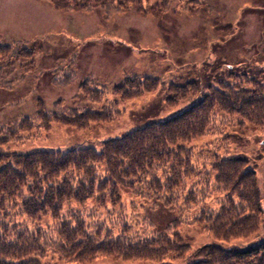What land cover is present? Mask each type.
Here are the masks:
<instances>
[{"label": "rangeland", "instance_id": "374dc122", "mask_svg": "<svg viewBox=\"0 0 264 264\" xmlns=\"http://www.w3.org/2000/svg\"><path fill=\"white\" fill-rule=\"evenodd\" d=\"M158 5L162 6L159 11ZM0 42L28 51L22 56H0L3 127L17 125L26 117L33 121L39 103L47 110L59 103L56 111L64 117H70V110L101 112L103 107L113 108L120 96L112 94V87L126 77L152 75L165 82L160 91L120 102L119 115L112 122H94L87 129L53 122L49 129L34 127L29 133L20 132L21 140L8 145L15 153L87 147L101 151L107 139L184 111L208 93L209 86L246 93L264 86V0H0ZM171 83L200 89L198 93L189 90L182 99L176 91L168 94ZM85 84L104 91L105 102L94 103L83 95L81 86ZM167 95L172 96V106L164 103ZM187 148H192L195 170L184 180L177 203L166 207L123 189L122 204L108 202V209L103 210L107 220L119 221L124 210L133 235L142 230H176L190 253L174 264H188L212 243L233 251L263 242L264 125L254 126L238 114H222L206 136ZM216 154L242 158L255 171L262 211L254 234L219 240L208 224L199 222L203 216L220 211L226 200L225 193L217 189L216 172L210 166ZM191 197L194 202L187 204ZM49 220V216L43 218L44 222ZM42 263L143 262L98 256L87 263H69L49 254Z\"/></svg>", "mask_w": 264, "mask_h": 264}, {"label": "trees", "instance_id": "16d2710c", "mask_svg": "<svg viewBox=\"0 0 264 264\" xmlns=\"http://www.w3.org/2000/svg\"><path fill=\"white\" fill-rule=\"evenodd\" d=\"M161 7L156 8L159 11ZM23 53L28 54L26 48L18 50L0 42V56ZM164 86V81L152 75L126 77L112 87V94L120 96L113 108L103 107L101 112L91 108L70 110V117H64L56 111L59 103L52 110L39 103L33 121L26 117L17 125L0 126V264H43L49 254L69 263H87L98 256L139 260L142 264L185 260L190 248L176 230H142L133 235L124 210L119 221L107 220L103 210L108 209V202L122 204L123 189L166 207L178 202L184 180L195 170L191 164L193 151L187 146L206 136L222 114H238L254 126L264 125V86L258 85L253 93L209 86V92L184 111L107 139L101 151L87 147L15 153L8 148L10 142L21 140L20 132L29 133L34 127L49 129L53 122L79 129H87L94 122H112L119 115L116 110L120 102L160 91ZM191 89L198 93L200 88L171 83L168 94L176 91L183 99ZM81 90L92 102L103 103L104 91L87 84ZM164 103L172 106V96L167 95ZM215 157L210 166L216 172L217 189L225 193L226 200L216 214L197 220L208 224L219 240L256 233L262 209L255 171L242 158ZM186 202L193 203L194 198ZM46 216L50 220L44 222ZM245 216L247 219L240 222ZM198 255L188 264H264V241L233 251L212 243Z\"/></svg>", "mask_w": 264, "mask_h": 264}]
</instances>
